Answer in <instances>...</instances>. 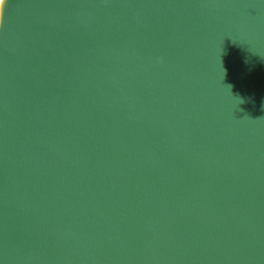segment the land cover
<instances>
[{"label": "water", "instance_id": "95a60500", "mask_svg": "<svg viewBox=\"0 0 264 264\" xmlns=\"http://www.w3.org/2000/svg\"><path fill=\"white\" fill-rule=\"evenodd\" d=\"M0 264H264V0H10Z\"/></svg>", "mask_w": 264, "mask_h": 264}, {"label": "bare ground", "instance_id": "6f19581e", "mask_svg": "<svg viewBox=\"0 0 264 264\" xmlns=\"http://www.w3.org/2000/svg\"><path fill=\"white\" fill-rule=\"evenodd\" d=\"M9 1H10V0H5L2 9H0V12H2L3 14H5V11H6V8H7V5H8V3H9ZM0 26H1V23H0Z\"/></svg>", "mask_w": 264, "mask_h": 264}, {"label": "clouds", "instance_id": "9594fccd", "mask_svg": "<svg viewBox=\"0 0 264 264\" xmlns=\"http://www.w3.org/2000/svg\"><path fill=\"white\" fill-rule=\"evenodd\" d=\"M3 17H4V14L2 12H0V23L3 22Z\"/></svg>", "mask_w": 264, "mask_h": 264}, {"label": "snow or ice", "instance_id": "6c2138e0", "mask_svg": "<svg viewBox=\"0 0 264 264\" xmlns=\"http://www.w3.org/2000/svg\"><path fill=\"white\" fill-rule=\"evenodd\" d=\"M4 2H5V0H0V9H2Z\"/></svg>", "mask_w": 264, "mask_h": 264}]
</instances>
